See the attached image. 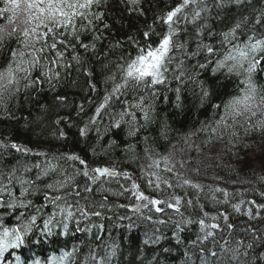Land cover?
I'll return each instance as SVG.
<instances>
[{
    "label": "snow or ice",
    "instance_id": "6c2138e0",
    "mask_svg": "<svg viewBox=\"0 0 264 264\" xmlns=\"http://www.w3.org/2000/svg\"><path fill=\"white\" fill-rule=\"evenodd\" d=\"M122 2L128 6L129 11L144 14L140 8V0H122ZM105 3L106 0H0L2 5L0 18L6 21L5 24L0 25V61L4 62L3 68L0 69V109L7 112L9 101L20 93L21 86L27 90L47 83L49 88L55 91L61 79V70L71 67L67 63L69 56L71 61L80 66L78 70L87 78L88 88L95 91L94 71L86 65L88 59L101 56L102 59L97 62L101 64V72L106 74L105 82L110 83L111 88L106 91L103 100L95 107L87 120L69 124V129L76 128L78 140L85 142L95 128L97 139L95 144L90 146L93 154H96L97 147L102 152H107L117 144L115 140H109L107 146L101 143L103 137L98 125L105 113L108 114L110 121L105 125V132L120 129L126 125V135L129 138H135L150 125L158 122L156 108L158 98L168 101L167 92H173L176 97L175 106L179 108L182 92L189 85L199 97L201 105L207 104L214 109V115L218 116V119L213 122L214 126L205 123L199 131H210L213 136L220 133L235 137L236 132H229V130L247 124L245 131L264 132V83H257L258 76L264 73V30H258L264 29V9L256 14L255 20L251 23L248 16L241 15L239 20L227 26L226 31L218 34L220 39L215 43L199 40L195 51H192L188 48L187 42L177 41V34L180 31L178 22L181 19H189L186 14L189 8L192 9V22L198 20L207 8L201 7L203 0H179L174 7L161 12L156 17V21L163 25L165 30L157 32L154 26L156 21H154L153 25H148L146 30L138 33L140 39L132 35L126 37V42L133 46L135 55L122 54L115 59H109L117 50L123 53L125 42L116 40L108 45L107 51H104L101 46V51L97 52L98 42L104 39L103 32L110 28L108 23H104L105 13L100 10ZM226 3L243 6L242 0H217L216 6L223 7ZM249 30L251 34H248ZM200 31L201 29H197L198 35ZM208 35L215 39L216 34H213L210 29ZM80 50L88 54L87 59L79 54ZM192 57H202L203 62L198 60L189 71L185 62L190 61ZM173 64L174 67H172ZM208 68H211L212 76L209 79H201L200 71L197 69ZM217 74H222L225 80L235 77L240 85L238 93L229 95L225 99V93L221 89L226 85L219 81ZM171 82H175V88L170 87ZM161 89L165 92L162 97ZM129 96L131 98H128ZM213 98L218 99L219 103H211ZM53 101L56 105L64 106L67 104V97L57 94L54 95ZM113 103L120 106L118 112L110 111ZM84 111L83 105L78 106L79 113ZM56 123H63V120H57ZM167 131V123L160 122V137L166 139ZM195 134L194 132L187 134L185 142L187 143L188 138ZM68 135V130L57 129L58 139H67ZM8 139L5 137V140ZM147 140L148 137L145 136L144 141ZM136 146L127 144L125 151H134ZM0 148H11L24 153L30 151L22 145L14 142L5 143L4 140H0ZM144 151L147 154L149 149L145 148ZM54 159L78 163L79 167L75 168L72 174H68L65 168L51 161L43 168L35 165L40 168L35 181H40L43 185L42 189L35 181L17 175L18 169H14L6 176L0 174V264H3L5 253L13 255L19 264H71L78 251L76 248L72 251H63L58 257L50 256L47 261L36 257L23 262L16 254V250L22 249L29 243L37 242L32 241L31 237L36 234L38 227L40 235H52L53 226L61 225L63 231L60 235H66L69 228L68 221L74 218V207L82 215H87L78 203L75 206L67 203V195L57 194L71 187L74 188L75 195L79 196L76 177L83 176L91 184H95L104 176L117 174L115 168L91 167L87 158L75 152L64 153ZM149 159L152 161L148 165L150 169L159 167L160 160L152 159V157ZM161 159L165 165L168 164L169 157L164 156ZM166 170L171 172L172 168L166 167ZM23 171L28 172L30 169L25 167ZM50 174H56L57 178L51 182H44L41 179ZM151 174L156 176L157 180L160 179L155 172ZM122 175L128 176V173L125 172ZM163 182L168 183V181ZM183 183L188 185L191 181L185 179ZM14 184L20 185L19 195L13 191ZM192 186L198 187V185ZM157 187H159L158 184ZM131 189L138 201H147L137 205L136 211L150 204L157 212H161L162 209L156 206L165 204L179 212L180 197H172L174 203H170L167 200H157L144 195L139 191V185L136 183L131 185ZM41 191L44 203L34 207L32 200L28 197ZM84 191L91 192L92 188L85 186ZM224 195L227 197V192ZM187 203L191 205L192 201ZM48 205L52 206V212L45 214ZM258 207L264 208V205ZM233 209L240 211L239 205H233ZM93 214L100 215L99 212ZM246 214L251 217V209ZM221 215L227 222L229 217L224 213ZM207 216L208 213L204 212V217ZM6 218L12 219L13 222L9 224ZM197 222L204 231L207 227L205 219H199ZM157 223L163 222L157 221ZM191 223H193L191 219H184L182 215L181 219L174 223L173 236L178 243L181 242L179 233L183 231V226ZM211 227L216 228L219 225L214 224ZM227 227L232 229L234 225L227 224ZM211 236L213 233L208 231L202 237L198 236L197 241L203 245L204 241ZM197 241L191 243L195 245ZM237 244L238 247L234 250L226 247L227 241L221 245L223 251L232 252V260H239L241 255H248L247 251L243 253L239 251L242 241H238ZM252 247V244L247 245L248 249ZM201 255L202 258L207 255L215 258L217 253L211 250L205 252L202 248ZM92 259L94 260L95 256ZM261 260H264V254L253 257L256 264H259ZM203 264H206V261Z\"/></svg>",
    "mask_w": 264,
    "mask_h": 264
},
{
    "label": "trees",
    "instance_id": "16d2710c",
    "mask_svg": "<svg viewBox=\"0 0 264 264\" xmlns=\"http://www.w3.org/2000/svg\"><path fill=\"white\" fill-rule=\"evenodd\" d=\"M178 2L179 0H140V8L144 13L141 15L137 11H129L128 6L122 2V0H106L105 5L100 10L105 13L104 23H108L110 28L108 31L103 32L104 39L98 42L97 52L99 53L101 51V46H103L104 51H107L110 43L120 40L125 42L123 53L117 50L109 59H115L116 56L122 54L126 56L127 53L135 55V52H132V46L126 42V37L132 35L140 39L138 33H142L146 30L148 25H153L154 21H156V17L161 12L174 7ZM0 7H2V5H0ZM190 10L191 8L187 10L186 14H189ZM5 23L6 21L0 18V25ZM154 26L157 32H160L163 28V25L158 21H156ZM100 27L102 28V24ZM15 46L13 42V47ZM79 54L86 59L88 58V54L84 53L83 50H80ZM100 59H102L101 56L88 59L86 65L94 71L95 78L93 82L96 85L95 91L88 88V84L86 83L87 78L78 70L80 66L71 61L70 56L67 63H69L71 67L61 70V79L55 91L50 89L47 83L37 85L34 89L27 90L23 89L21 86L20 93L9 101L7 112L0 109V140H4L5 143H24L30 147H27L30 151L24 153L17 152L11 148H0V168H5L7 166L6 162L15 156L25 159L28 154L37 152L43 154L46 160L50 154L58 157L64 154L63 151L68 150L69 152L80 154L85 158L88 157L87 160L91 167L103 165L108 168H115V170L120 172L132 171L136 173L132 170V168L135 167L129 163L131 158L137 156L135 153H140V150H145V148H147L149 149L148 155L150 154L153 157H155V155H161L159 153L164 152L169 146L178 142L177 137L169 139L172 134L177 135L174 132L175 130H182L185 128L186 132L184 136L193 132L198 134V128L202 125V117L207 114L206 110L209 106L207 104L202 106L199 97L192 91L191 94H189L192 95L189 103L185 100V95H187L186 92H182L180 101L181 107L178 108L175 106V94L173 92H167V96L169 97L168 103H170L168 106L169 108H161V98H158L156 104L158 122L150 125L148 129L143 131L139 143L134 142L133 139L135 138L130 139L124 136L121 130L105 132V125L99 122V124L103 125V128L99 126L101 129V136L103 137L101 143L107 146L109 140H115L117 144L107 152H102L100 148L97 147L96 154H93L90 150V146L95 144L97 137H90L87 142L78 140L76 128L72 127L69 129V124L82 123L87 120L95 110V106L103 100L106 91H109L111 88V84L105 82L106 74L101 72V64L97 62ZM3 66L4 62L0 61V69H2ZM172 67H174V64ZM169 76H171V72H169ZM211 76L206 75L201 79H209ZM217 76L222 84L226 82L222 74H217ZM232 85H234V82H232ZM170 87L175 88V82H171ZM160 91L161 95L165 94L163 89ZM221 91L223 93L225 91L227 92V88L223 87ZM57 94L67 97L66 105L60 106L54 104L53 97ZM91 100H93V103ZM211 103H219V100L213 98ZM42 105L44 107H41ZM80 105L84 107L85 111L83 113L78 112V106ZM118 107V104L113 103L111 110L117 111ZM169 112L171 115H169ZM57 120H63V123L57 124ZM176 120H179L180 123L178 127H176ZM160 122H166L168 125L166 139L159 135ZM57 129L68 130V138L58 139ZM232 131L235 130L233 129ZM145 136L148 137L146 142L144 141ZM5 137L9 139L5 140ZM124 141H128L129 144L137 145L135 150L125 151V148L121 146ZM64 146H66V148H64ZM199 153L206 154V152L201 149ZM16 160L20 163V160ZM58 161L63 162L64 160ZM17 162L13 161L15 165ZM146 166H148V164H144V162L141 165L142 168L148 171L149 169L148 167L146 168ZM218 171L216 175H220V177H224V180L237 184L234 185V189L236 194H238V201L237 199L233 200L236 195L225 199L224 197H219L220 195L215 190L213 191L212 186L209 185L206 186L205 190L209 191L208 195H210L211 198H207L206 196L203 198L200 197L198 199L200 202L198 205H189L190 212L182 213L181 210L179 212L176 210H169L168 213L160 215L163 219L157 217V213H148V210L140 209L136 211L132 209L133 204L127 197L128 192L126 190V187L131 189L132 182L123 183L115 179H110L109 177H102L101 180L97 181L95 184H91L86 178V182L83 184L78 183L79 196L75 195V190L71 187L57 193L59 195L71 193L73 196L67 197V203L74 206L78 203L87 215H93L92 218H95L94 222L88 225V217L82 215L81 212L74 207V219L79 220L84 226L91 227L95 224L103 223L112 227L117 226L116 231L109 233L105 239H101L100 235L90 238H76L73 237L74 233H71L76 226L68 229L67 234L64 235L66 238L65 241L68 242V244L64 246V251H72L73 248L78 249L71 264H152L150 257L155 253L162 259L161 264H191L197 258V253H194L192 250L186 251L185 247L192 244V241H197L198 236L202 237L205 234L200 226H198L197 221L199 219H205L207 223L209 221H215L209 223L212 225H219V227L214 229L212 240L208 238L204 241L203 245L197 241L196 248L200 250L203 248L205 252L209 250L215 251L217 256L213 258L218 260V264H253L251 263L252 261L248 262L247 260H253V257L264 254V239L262 240L259 238V232L264 231V215L259 218L255 216L248 218L245 215V210L257 204L256 201L252 200L261 201L259 195H264V189H259L261 187L259 181L264 180V166H259L256 169H252L249 166L246 168L234 166L233 168L225 167ZM55 176L54 174H50L47 177L52 181L57 178ZM85 186H90L92 191L85 192ZM160 186L164 200L169 202L172 201V197L180 196L182 193L181 189L176 188L177 185L175 182L166 186L165 183L160 181ZM34 196L35 197L31 196L29 199L38 198V194ZM32 202L34 207L38 206L37 202ZM120 202L127 203L128 205L119 206L118 204ZM237 204L240 205V211H235L233 209V205ZM51 208L52 206L48 205L45 209V214L50 213ZM96 212H99L100 215L93 214ZM204 212L208 213L207 217H204ZM221 213L229 217L227 222L224 220ZM181 215L184 219L186 217L192 219L193 223L183 226V231L179 233L181 242L178 243L176 237L173 236V231L175 230L174 223L181 219ZM149 216L151 218L150 221H144L149 218ZM213 217H215V219H213ZM159 219H161L163 223H157V221H160ZM7 222L11 224L13 221L12 219H8ZM227 224L234 225V228H228ZM134 226L140 228L142 232L133 231L132 227ZM148 229L158 232L159 234L161 233L160 235L163 239L161 245L154 244L157 243V241L154 240L155 237L153 233H150ZM42 237L43 236L37 232L32 240L37 242L31 243L29 246H37L39 248L40 253L38 257L42 261H47L50 256H60L62 253L60 249L42 247V244L46 241ZM140 238H145L152 244L150 243L149 246L145 245L146 247L142 248L139 244L142 243ZM226 241V247L229 250L236 249L238 247L237 242L242 241V244L239 245V251L241 253L247 251L248 255H241L239 260L232 261V259H230L232 252H225L221 248V245H224ZM248 244H252L253 247L248 249ZM29 247L25 246L22 249H17L16 254L26 251ZM166 249L167 251H165ZM168 251H176L177 253L175 255L173 254V256H167ZM11 256V254L5 253L3 264H6V261ZM93 256H95L94 260L92 259ZM198 258L200 259V257Z\"/></svg>",
    "mask_w": 264,
    "mask_h": 264
},
{
    "label": "bare ground",
    "instance_id": "6f19581e",
    "mask_svg": "<svg viewBox=\"0 0 264 264\" xmlns=\"http://www.w3.org/2000/svg\"><path fill=\"white\" fill-rule=\"evenodd\" d=\"M217 0H203V3L201 4L202 7L207 8V11L203 12L201 17L196 20L195 22L191 21V12L187 14L189 19L184 20L181 19L178 22V28L180 29L179 33L177 34V41L181 42H187V46L190 50L195 51L196 44L199 40H203L204 42H212L215 43L216 40H219V33L222 31L227 30V26L231 22H235L241 18V15L248 16L250 18V23L255 20L256 14L260 12L261 9H264V0H242L243 6L237 5L235 3H226L223 7H217L216 6ZM206 26V27H204ZM247 28V26H246ZM197 29H201L199 35L197 34ZM211 30V32L215 35V39L213 37L208 35V30ZM165 30V27L161 29V31ZM258 30H264V29H258ZM248 34H251V31H248ZM244 38L243 36L241 37ZM133 49V46H132ZM132 52H135L132 50ZM129 55V53H127ZM203 62L202 57H192L190 61H186V67L191 71L194 65H196L197 61ZM175 66V65H174ZM200 71V78L205 77L206 75L211 76V68H208L206 70H199ZM224 83L225 88H227V92L225 91L224 98L227 99L229 95H236L238 93V87L240 85L238 84V80L235 77L230 78L229 80H225ZM232 82H234V85H232ZM257 82L264 83V73L260 74L257 78ZM192 86L189 85L187 89H184L183 92H186L187 95H185V100L187 103L191 101L192 95ZM162 94L161 96H163ZM131 98V97H128ZM93 103V100H91ZM169 101H165L161 98L160 100V107L161 108H169L168 106L170 103ZM98 105V104H97ZM96 105V106H97ZM95 106V107H96ZM120 110V106L118 107L117 111ZM110 111H112L110 109ZM170 113V112H169ZM206 115L202 117V125L198 128L199 130L201 127L207 123L210 126H214L213 122L215 119H218V116L214 115V109L208 107L206 110ZM171 115V113L169 114ZM177 121L176 127L180 126L179 120ZM104 125H107L110 123L108 119V114L105 113L103 119L100 121ZM98 126L103 128L102 124H99ZM248 127L247 124H244L242 127L237 126L235 130L236 136L231 137L229 134H220L217 133L215 136L211 135L209 132H203L198 131V134H195L194 136H191L188 138L187 143L185 142L184 133L186 132L185 128L182 130H175L174 132L177 134H172L169 139H173L174 137H177L178 142L176 144H173L169 146L167 150L164 152H161L159 154L161 155H155L153 157L152 155L146 154L144 150H140V153H135V157L131 158L129 163L134 166L135 168H132V170L136 173H133L132 171H125L128 173V176L122 175V173L116 170V175L113 176L117 181H121L123 183L126 182H132L139 185V191L143 192L144 195L154 198L157 200L164 201V196L162 195V189L160 186V181H168V183L165 185L169 186L172 183H176V188L181 189L182 193L179 196L181 198V204L179 207V211L181 210L182 213L190 212L189 210V204L188 201H192L193 205H198L199 198L206 196L207 198H211L210 195H208L209 191H206V186L211 185L212 190L216 191L220 196L219 197H232L233 195H236L234 199H237L238 201V194H236V191L234 189V185H237L235 182H230L224 180V177H220V175H216V172H219V169L230 167L233 168L234 166L239 167H250L252 169H256L259 166H264V132L255 131V130H249L245 131V129ZM105 128V127H104ZM111 130H121L123 131V135L128 137L126 135L127 132V126H123L120 129H111ZM233 129H230L229 132H231ZM241 131V132H240ZM168 132V131H167ZM238 132V133H237ZM240 132V133H239ZM143 131L135 137L134 142L139 143L140 138L142 137ZM96 131L95 128L92 129V132L90 133V137L95 138ZM89 137V138H90ZM129 138V137H128ZM132 139V138H130ZM168 140V139H167ZM166 141V140H165ZM19 145H22L24 147L30 148L26 144H21L19 142H14ZM129 144L128 141H124L121 146L122 148H125L126 145ZM66 148V146H64ZM202 150L206 152V154L199 153V150ZM64 153H71L68 150L63 151ZM80 155V154H79ZM81 156V155H80ZM167 156L169 157V162L167 165H165L164 161L161 159V157ZM55 155L50 154L48 158L45 160L43 154L34 152L33 154H28L25 159H22L19 156H15L12 159H9L6 164L7 166L5 168H0V174L7 175L14 169H18L17 175L23 176L25 179L33 180L35 181V177L40 172V168L45 167L50 161L54 164H59L61 167L65 168L68 172V174H72L75 170V168L79 167L78 163L73 164L71 161H63L60 162L56 159H54ZM83 157V156H81ZM149 157H152V159L160 160L159 167H153L149 168L148 171L141 167L142 163L144 164H150L152 161L149 159ZM88 158V157H87ZM20 160L18 163L17 160ZM145 160V161H144ZM13 161H16V165L13 163ZM35 165H40V168L35 167ZM182 165V166H181ZM91 166V165H90ZM139 166V167H138ZM27 167L30 169L28 172H24L23 169ZM95 167H105L103 165H97ZM166 167H171L172 171L169 172L166 170ZM155 172L157 176L160 177L159 180L156 179V176L152 175L151 173ZM211 174V175H210ZM56 175V174H54ZM57 177V175L55 176ZM111 177L110 179H114ZM222 178V179H221ZM44 182H51V179L49 177H42L41 178ZM85 177L78 176L76 177L77 183L83 184L85 181ZM187 179L191 181V184H184L183 181ZM41 189L43 188V185L40 183V181H35ZM151 182V183H150ZM164 183V182H163ZM261 187L259 189H264V180L259 181ZM157 184L159 187H157ZM192 185H198V187H193ZM204 185V186H203ZM203 186V187H202ZM222 191H219V190ZM243 189V188H242ZM241 189V191H242ZM20 185L14 184L13 191L19 195ZM126 190L128 192L127 197L129 200H131V203L135 205L138 200L133 195V191L126 187ZM240 191V190H239ZM227 192V197H225L224 193ZM38 198H31L32 201L37 202L38 206L40 204L44 203L43 200V193L38 192ZM67 197H72L73 195L71 193L66 194ZM34 195H29L28 199ZM261 202L252 205L251 207L247 208L245 211V215L250 218L249 215L246 213L249 209H251L252 216H255L259 218L260 216L264 215V208H259L258 206L264 205V195H259ZM128 200V201H129ZM142 203H147V201H143ZM170 203H174L172 200ZM119 206H125L128 205L127 203L120 202L118 204ZM132 205V206H133ZM156 207H159L162 209L161 212H157L155 210V207L152 205H148V207H141L142 210H148V213L150 214H156L157 217H161L160 215L164 213H168V211H175L174 208H169L165 204H159ZM23 211V209H21ZM52 212V208H51ZM50 212V213H51ZM149 214V215H150ZM92 214L86 215L88 217V225L94 222L95 218H92ZM151 216V215H150ZM149 216V217H150ZM9 218H6L8 220ZM59 219V217H57ZM163 219V217H161ZM161 219H159L161 221ZM189 219V218H185ZM192 220V219H191ZM210 220V219H209ZM261 220V219H258ZM144 221H150V219H145ZM209 222H215V221H209ZM205 222L206 228L204 229V233L211 231L214 232V229L212 228L210 223ZM263 222V221H262ZM264 223V222H263ZM69 228L76 226V228L73 230L74 236L73 237H82V238H90L92 236H99L101 239H105L106 236L111 233L115 232L117 226L112 227L110 225H106V223L103 224H95L91 227L84 226L79 220L72 219L68 221ZM42 225V222H41ZM188 225V224H187ZM216 225V224H215ZM198 226L199 223H198ZM79 228L80 230L77 231L76 229ZM201 228V226H200ZM62 231L61 225H54L52 228V235H42L46 241L42 244V247H49L54 249H60L61 252L64 251V246L68 244L64 235H60V231ZM133 231H140V228L137 226L132 227ZM37 232H40V228L38 227ZM150 233H153L154 240L157 241V243H154L155 245H161V241H163L161 237V233L151 231L148 229ZM36 232V234H37ZM34 236V235H33ZM33 236L31 237V240H33ZM165 236V235H162ZM209 240L213 239V236L209 237ZM259 238L264 239V231L259 232ZM64 241V242H63ZM140 241L142 243H139L140 246L146 247L145 245L149 246L150 241L146 240L145 238H140ZM145 241H148L145 243ZM152 244V243H151ZM31 243L27 244L26 246L29 247ZM51 245V246H49ZM185 247V246H184ZM196 244H190L189 246H186V251L192 250L194 253H197V258L191 263V264H203V262L206 261V264H218V260L211 257V255L204 256L202 258L201 250L199 248H196ZM177 251V250H176ZM174 251H168L167 256H173L177 252ZM39 248L37 246L35 247H29L26 251L17 253L21 257V262L27 261L32 258H36L39 255ZM200 255V256H199ZM200 257V259L198 258ZM231 259V258H230ZM150 261L152 264H161L162 259L157 256V254H153L150 257ZM233 261V260H232ZM231 261V262H232ZM248 262H251L253 264H256L253 260H247ZM6 264H19V262L15 259V257L12 255L8 258L6 261ZM259 264H264V261H260Z\"/></svg>",
    "mask_w": 264,
    "mask_h": 264
},
{
    "label": "rangeland",
    "instance_id": "374dc122",
    "mask_svg": "<svg viewBox=\"0 0 264 264\" xmlns=\"http://www.w3.org/2000/svg\"><path fill=\"white\" fill-rule=\"evenodd\" d=\"M116 180V179H115ZM131 201V200H130ZM252 201H256L257 203H259V202H261V201H257V200H252ZM142 203V201H138L135 205H133L132 207V209H135L136 210V207H137V205H139V204H141ZM237 205H239V204H237ZM131 206V205H130ZM240 206V205H239ZM264 261V260H263Z\"/></svg>",
    "mask_w": 264,
    "mask_h": 264
}]
</instances>
